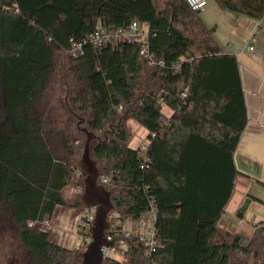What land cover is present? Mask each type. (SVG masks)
<instances>
[{"label":"trees","instance_id":"16d2710c","mask_svg":"<svg viewBox=\"0 0 264 264\" xmlns=\"http://www.w3.org/2000/svg\"><path fill=\"white\" fill-rule=\"evenodd\" d=\"M214 1L256 19L264 15V0ZM134 21L147 26L152 60L140 58L134 42L87 44L77 58L65 54L70 39ZM57 53L66 58L61 108L72 114L66 131L53 133L65 158L53 156L45 124L31 114L48 91ZM161 103L173 110L169 118ZM124 113L149 132L144 150L129 148L130 135L115 127ZM75 116L95 134L115 127L92 155L122 209L118 218L137 223L155 211L161 246L147 257L135 237L124 238L126 249L116 250L124 264H241L242 256H256L252 241L243 245L235 232L217 227L235 178L243 176L233 162L247 120L237 60L221 51L185 0H0V211H9L29 264H63L70 255L47 231L27 224L66 205L61 191L80 152L69 140ZM113 229L121 234L120 225ZM103 264L123 263L110 254Z\"/></svg>","mask_w":264,"mask_h":264},{"label":"crops","instance_id":"0c3cea01","mask_svg":"<svg viewBox=\"0 0 264 264\" xmlns=\"http://www.w3.org/2000/svg\"><path fill=\"white\" fill-rule=\"evenodd\" d=\"M199 16L213 30L221 51L237 60L247 120L233 162L243 176L235 178L231 198L217 227L235 232L245 245L255 231L264 235V187L258 183H264V15L256 19L221 9L214 0H209ZM252 40L254 49L248 50ZM172 113L171 108L161 103L164 117L169 118ZM133 130L128 147L142 150L149 144V132L138 123Z\"/></svg>","mask_w":264,"mask_h":264},{"label":"rangeland","instance_id":"374dc122","mask_svg":"<svg viewBox=\"0 0 264 264\" xmlns=\"http://www.w3.org/2000/svg\"><path fill=\"white\" fill-rule=\"evenodd\" d=\"M139 28L145 31L147 29V26L146 24H141ZM65 59L66 58H64V56H62L60 53H57L55 55V71L50 77L48 91L44 99L34 103L31 108V114L42 119L43 123L45 124V130L49 132V136L47 137L46 142L49 147H51L52 154L55 158H65L66 154L61 149L59 140L54 137L53 133L66 131V119L69 115L72 116V114H68L67 111L61 108L62 102L60 103V98L61 100L62 98H64L63 92L65 90L62 85V81L65 80L64 74L66 72L61 69V64L64 63ZM142 79L145 82L150 83L153 89L157 87V83L152 82L149 76H143ZM69 119V131L72 132L69 136V140L71 143H73L74 139L77 140L74 143V146L80 148V152L75 160L70 159L73 176L69 184L61 191L62 196L66 200V205L56 207L54 213L50 216V218H44V220H47V224L39 225V228L49 233V240L52 243L57 244L69 251L70 255L63 264H79L77 253L79 251H82L85 248L86 244H84L82 234L78 233V228L81 225V212L83 211V209L80 208V205L77 201L79 195L82 193V184L81 176L79 175L76 167V161L79 159L82 152L83 137L81 136V133L77 127L85 125L82 121V118L79 116H75L74 118L71 117ZM80 121L81 124L78 125ZM136 123L137 122H135L133 119L130 120L121 117L120 121L117 122V125L115 127H119L122 124L126 129V132L130 135L129 141H131V138L134 134L133 128L136 127ZM115 127H107L102 134H97V136L100 137V140H109L112 136V133L114 132ZM98 165L99 168H101L103 164L98 162ZM118 217L119 214H111L110 221L112 223V226L115 227L117 225H120V236L124 237V235H126V237L124 238H130L131 235L137 230L138 222L136 223L130 218L119 219ZM142 219H144L149 226L152 225V219L149 218L148 214H144ZM221 228L219 227V229L223 233L224 229ZM13 235L14 233L6 234L5 236V248L0 249V264H8L9 260L13 261V264H17L15 263V259L18 255L16 257H11L9 254V249H7L9 248V244L12 243L15 246L13 249L17 251V253L21 250L20 247L19 249H17L16 245L18 246L20 243L18 238H14ZM250 241L253 242V251L257 254L256 256H254L250 253L247 256H242V258H240L241 264H262V254H264V235L255 231V233L251 234ZM118 246L122 250H125L127 247V242L123 239V241L119 243ZM2 252H6L8 256L4 258ZM111 255L112 257L117 258V260H119L123 264L125 263V257L122 251L118 253L114 252ZM22 264H28V261L22 262Z\"/></svg>","mask_w":264,"mask_h":264},{"label":"water","instance_id":"95a60500","mask_svg":"<svg viewBox=\"0 0 264 264\" xmlns=\"http://www.w3.org/2000/svg\"><path fill=\"white\" fill-rule=\"evenodd\" d=\"M122 117L126 118L127 113H124ZM77 128L83 137L82 152L76 161L82 184V193L77 201L81 209L93 210L89 240L85 248L77 253V256L79 264H103L107 250H117L119 243L124 239L120 235H115L111 239L107 237V231L112 226L111 214H121L122 209L113 203V188L107 187L101 182L99 165L92 155L94 147L101 141L100 137L88 130L86 126ZM262 264H264V255Z\"/></svg>","mask_w":264,"mask_h":264},{"label":"built area","instance_id":"2783aa9c","mask_svg":"<svg viewBox=\"0 0 264 264\" xmlns=\"http://www.w3.org/2000/svg\"><path fill=\"white\" fill-rule=\"evenodd\" d=\"M209 0H185L188 7L193 10L200 12L204 10L207 6ZM141 23L139 22H132L125 28H117L114 30L107 29L103 26L97 27L88 37L80 42L75 41L74 39H70L68 43V47L65 50V54L71 58L79 57L85 45H91L92 47H101L107 44H118L121 42H128V43H137L138 45V55L140 58L152 60V56L148 52V29L145 31L141 30L139 26ZM253 40L248 45V50H253ZM159 97V95H158ZM161 100V99H159ZM145 147L142 149L144 150ZM144 159V157H143ZM144 165L141 166L143 168ZM103 184L107 183V180L101 181ZM149 215V218L152 219V225H148V223L142 219L138 221V227L135 233L131 235V237H135L141 244V247L144 249L145 255L150 257L151 254L155 251L157 247H160L154 230V221H155V211L151 209L150 212L146 213ZM93 217V210L92 209H85L81 212V225L78 228V233L82 234V238L84 244H86L89 240L88 236L90 233V226ZM47 224V220H36V221H29L28 227L29 228H39V225ZM114 227L111 226L107 231L108 239H111L115 234L113 233ZM126 237V235H124ZM116 252V250L108 249L104 259Z\"/></svg>","mask_w":264,"mask_h":264},{"label":"flooded vegetation","instance_id":"af4514ba","mask_svg":"<svg viewBox=\"0 0 264 264\" xmlns=\"http://www.w3.org/2000/svg\"><path fill=\"white\" fill-rule=\"evenodd\" d=\"M14 233L13 237L14 238H18L19 240V245L17 247V249H19V247L21 248V250L17 253V251H15L13 248L15 247L14 244H9V254L12 257H16V261L15 263L17 264H22V262L28 261V264L30 263V259H29V254L28 251H26L20 241L19 238V231L17 226L15 225L14 221L11 218V215L9 213V211L7 210V208L5 206H3V210L0 211V249H4L5 248V239H6V234H11ZM16 249V248H15ZM3 253V252H2ZM264 254H262L263 256ZM8 256V254L6 252L3 253V257L6 258ZM8 264H13V261L9 260Z\"/></svg>","mask_w":264,"mask_h":264}]
</instances>
